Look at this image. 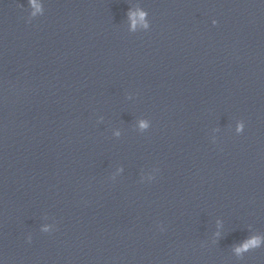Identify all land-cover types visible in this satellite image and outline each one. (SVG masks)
<instances>
[{"label":"clouds","instance_id":"clouds-1","mask_svg":"<svg viewBox=\"0 0 264 264\" xmlns=\"http://www.w3.org/2000/svg\"><path fill=\"white\" fill-rule=\"evenodd\" d=\"M253 243H255V241H253Z\"/></svg>","mask_w":264,"mask_h":264}]
</instances>
